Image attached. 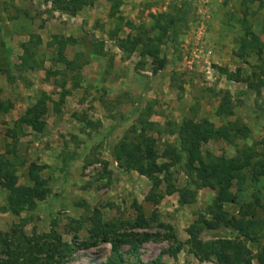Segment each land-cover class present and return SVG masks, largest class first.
Masks as SVG:
<instances>
[{
    "label": "rangeland",
    "instance_id": "374dc122",
    "mask_svg": "<svg viewBox=\"0 0 264 264\" xmlns=\"http://www.w3.org/2000/svg\"><path fill=\"white\" fill-rule=\"evenodd\" d=\"M120 2L112 9L111 0H95L72 17L55 10L50 0H0V38L8 50L7 61L0 54V68L5 70L0 72V101L14 105L12 111L0 116V155L23 162L16 166L20 186H30V163L46 165L40 177L49 190L44 200L16 216L6 210V192L0 189V232L13 233V238L21 241L25 238L24 246L54 245L50 237L56 233L71 250L60 264H102L110 254V244L82 247L89 238L90 217L98 212L103 222L132 221L137 216L134 204H138L145 216L155 212L158 222L172 227L169 231L152 223L146 232L160 236L172 233L175 240L168 237L146 242L136 258L124 255L126 264H149L178 244L182 250L177 259L165 254L162 264H213L198 262L183 246L188 238L186 228L200 216L211 218L209 209L215 196L206 188L194 191L185 176L183 156L167 176H156L162 180L160 192H165L168 185L175 191L155 207L146 201L151 179L122 171L110 150L129 135L132 127L139 129L142 121L154 124L147 135L157 140L159 154L165 146L178 148L177 127L184 119L193 118L195 122L206 119L216 127L237 123L249 131L248 138L233 143L208 141L201 147L204 157L232 158L238 150L251 148L255 151L253 162L264 161V84L251 89L244 82L228 80L219 70L239 71L241 78L250 77L256 84L264 82V0ZM164 15L172 17L175 24L159 46L158 56L165 60L164 67L154 74L152 58L141 59L140 52L147 39L157 34L154 23L164 21ZM246 31L258 38L262 51L241 58L238 49ZM55 36L79 40L66 49V57L75 60L72 71L53 60L54 47L48 44ZM127 37L140 40L130 55L116 46L117 40ZM37 40L40 44L35 46ZM25 43L36 50L38 61L43 58L41 69L20 67L21 44ZM73 82L79 90L73 89ZM62 92L68 94L57 105ZM42 93L49 97L42 118L45 128L38 133L22 126L14 154L8 153L13 149L10 130ZM225 93L231 100V114L218 116ZM164 161L159 159L158 163ZM244 187L242 206L253 204V193L264 203V177L254 189L249 181ZM184 189L194 192L188 198L191 204L179 203V191ZM241 205H225L223 210L238 218L245 211ZM257 218L264 220L261 210ZM44 235L50 237L40 240ZM237 235L220 228L204 231L201 238L233 239ZM255 235V242H246L254 254L264 248V226L257 228ZM0 258H4L1 249Z\"/></svg>",
    "mask_w": 264,
    "mask_h": 264
},
{
    "label": "trees",
    "instance_id": "16d2710c",
    "mask_svg": "<svg viewBox=\"0 0 264 264\" xmlns=\"http://www.w3.org/2000/svg\"><path fill=\"white\" fill-rule=\"evenodd\" d=\"M95 0H50L55 10L61 11L69 16H75L84 7L91 5ZM112 9H115L121 3V0H111ZM164 21L156 20L153 29L157 31L154 38L147 39V43L142 45L140 57L152 58L154 66L153 73H157L163 69L165 60L159 59V46L165 42L167 37L173 31L175 21L170 16H161ZM246 36L241 38L238 55L244 58L250 53H261L262 44L258 38L250 31H246ZM39 39V38H38ZM79 43L77 38L73 37H57L55 36L49 46L54 47L53 60L56 64H61L65 69L72 71L75 68V60L66 57V49L68 46H74ZM39 40L35 42L37 46ZM140 45L139 39H119L116 42L118 49L122 53L130 55L136 47ZM102 46V45H100ZM23 54L20 56V67L27 70H36L43 67V58L38 61L36 59V50L30 47V44H21ZM3 53L4 59L8 60V50L6 43L0 38V54ZM228 80L235 82H244L248 88H260L264 82L250 81V77L241 78L239 71L229 73L227 70L219 68ZM5 70L0 68V72ZM48 73V72H47ZM252 77L255 76L253 72ZM64 84V83H62ZM73 89H77L79 85L73 82ZM67 92H62L57 105L63 103ZM228 93L222 96L220 105L216 114L218 116L231 114V100ZM1 96V89H0ZM49 97L42 93L37 101L29 107L24 115L14 123V128L10 130L9 135L12 139V148L8 153L14 154V148L17 143V135L21 132L22 126H28L35 132H42L45 128V122L42 119L46 114V102ZM13 109L10 101H0V116L7 114ZM89 126H96L91 122H87ZM138 126L132 127L129 135H125L110 150V156L114 163L124 172H135L140 176L150 178L152 186L146 196V201L153 203L155 207L163 199L164 196H170L174 193V188L168 185L165 192H160L159 187L162 180L156 176L168 175L169 169L174 167L182 156L184 158L185 176L188 178L194 191L200 189H210L214 191L215 196L210 207V219L200 216L185 232L188 236L184 245L187 252L192 255L198 262L212 261L213 264H264V248L254 254L247 246L246 242H255V230L264 226V220L258 219V210L264 215V203L261 202L258 194L251 195L253 204L246 207L241 205V199L247 188L244 186L249 181L254 189L261 177H264V161L253 162L255 151L251 148H243L237 151L232 158L224 156L201 154V147L212 139H222L228 143H233L235 139H245L249 136V131L245 126L237 123H226L216 127L208 120L203 119L195 122L193 118L184 119L177 127L176 135L179 141V147L165 146L161 154L157 150V140L147 132L152 129L154 124L141 122ZM264 158V157H263ZM159 159H164L162 163H158ZM17 159L7 160L0 155V189L6 192V210L11 214L18 216L22 211L33 207L37 201L44 200L49 194L48 188L41 179L40 174L47 169L46 165H37L30 163L27 170V178L30 186H20L18 184V176L16 174V166L22 165ZM105 167L107 163H104ZM251 174V176H248ZM155 176V177H153ZM168 181V179L166 180ZM235 187V190H234ZM181 205L191 204L193 201L188 200L193 196V191H179ZM241 205L244 207V215L236 218L228 215L223 210L225 205ZM137 216L132 221H109L103 222L98 212L90 217V228L88 229L89 238L82 244L83 248L95 247L99 243L110 244V254L102 264H126L125 256L136 258L142 244L149 241H161L170 237L175 240V236L170 233L166 236H160L158 233L151 234L146 232L152 223H157L159 228L164 230H172L169 225L162 224L157 220V214L153 212L150 217L145 216L142 207L134 204ZM220 228L231 229L237 232V237L233 239L219 238L213 240H203L201 234L204 231H214ZM52 236L44 235L42 239L52 238L54 245L36 243L31 246L24 242L25 238H13V233L0 232V249L4 258H0V264H60L71 253L70 246L63 243L56 233ZM127 246L126 250L122 247ZM182 246L178 244L174 249L166 250L160 253L156 260L149 264H162L161 258L167 254L174 260L181 252Z\"/></svg>",
    "mask_w": 264,
    "mask_h": 264
},
{
    "label": "crops",
    "instance_id": "0c3cea01",
    "mask_svg": "<svg viewBox=\"0 0 264 264\" xmlns=\"http://www.w3.org/2000/svg\"><path fill=\"white\" fill-rule=\"evenodd\" d=\"M76 15H77V14H76ZM76 15H75V16H76ZM75 16H74V17H75ZM72 17H73V16H72ZM68 37H69V36H68ZM77 90H79V89H77ZM12 104H13V103H12ZM13 107H14V105H13ZM12 110H13V109H12ZM12 110H11V111H12ZM187 237H188V236H187ZM186 240H187V239H186Z\"/></svg>",
    "mask_w": 264,
    "mask_h": 264
}]
</instances>
